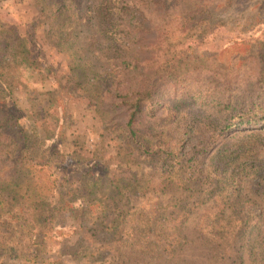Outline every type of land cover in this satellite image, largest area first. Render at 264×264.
<instances>
[{
	"label": "rangeland",
	"instance_id": "obj_1",
	"mask_svg": "<svg viewBox=\"0 0 264 264\" xmlns=\"http://www.w3.org/2000/svg\"><path fill=\"white\" fill-rule=\"evenodd\" d=\"M209 1L213 7L210 14L214 17L200 16L194 23L197 27L192 31L197 32H183L180 37L185 36L183 48L191 47L193 50L194 58L191 53L189 55V70L217 68V72L208 80L191 79V83L187 84L166 81L157 102L142 106L143 114L134 127L139 133V139L135 141V138H129L126 128L128 106L122 101L127 87L134 88L132 79L135 71L122 63L129 59L127 57L144 60L155 55L153 44L157 34L151 23L152 17L147 15L144 29L138 30L133 28L135 22L120 25L118 18L109 17L105 0H75V13L81 15L73 25L67 22L66 13L65 16L58 14V18L53 17L55 21L51 22L50 15L41 11L46 6L44 0H0L2 103L29 130L42 151L51 146L59 150L56 153L64 161L57 166H76L77 173L69 174L65 191H75L82 182H86L85 179L80 180L81 176L89 179L101 175L105 179L119 181L140 177L141 174L152 175L163 167L167 170L159 158L161 153L152 155L145 151L143 144L164 145L173 149L178 138L175 133L181 131V127L175 131L174 125L182 126L185 121L196 118L191 133L180 142L183 154L180 161H188V165L200 163L201 169H204L213 156L223 153V158L228 157L221 159L222 168L227 167V160L234 157V164H242L245 168L242 175H249L240 189L246 205L253 201L264 204V192L261 194L264 190V121L252 118L250 123L240 124L239 117H236L231 120L228 129L221 130L210 123L211 115L217 114L213 99L215 76L229 74L235 80L248 81L252 71L258 69V54L264 53V0ZM80 6L84 8L79 11L77 7ZM203 18L208 23L201 27L204 32H199V20L203 21ZM180 19L176 17L175 22ZM71 30L78 38L76 46L64 37ZM76 66V72L70 69ZM84 72L91 75L87 76ZM95 76L97 78L93 81ZM234 84L241 86L240 90L251 88L247 82ZM114 86L119 90L109 96ZM263 88L254 89L259 98L253 112L259 113V116L262 115L259 108H264ZM220 109L223 107L220 106ZM226 111L223 109L221 112ZM162 130L163 137L159 134ZM206 173L201 174L205 176ZM40 175L45 182V174ZM259 175L262 177L258 178ZM209 181L210 178L206 177L203 186H209ZM169 195L168 192L131 195L128 206L131 215L122 235L128 236L131 241L137 238L144 242L149 238L151 232L141 233L138 230H148L154 224L158 215L168 207ZM202 196L200 202L204 203H198L202 206L201 210L195 208L191 221L183 229L188 243L183 251L174 254L169 264L178 262L179 255L185 259L184 264H210L212 249L204 240L210 237L201 230L198 222L206 217L212 219L215 207H221L225 202L206 192ZM1 197L0 193L2 221L9 217L5 220L7 224H3V227H8H5L2 236L11 239L10 244L15 251L0 257V264H26L22 255L33 251L27 241L28 234L20 226L22 219L18 222L16 216L11 218L3 212ZM80 209V203L75 202L63 213L58 221L60 223L55 224L54 231L49 233L50 239L45 242L44 250L49 264H87V261L91 264L97 256L102 255L101 260H105L110 253L118 254V250L112 249L111 245L100 244L104 233H92L87 229L90 225L85 228L86 222L82 226L85 216ZM144 224L150 227L145 228ZM125 253L132 264H137L134 262L138 259V264H142L141 261L146 259L129 250ZM96 264L103 263L98 261ZM245 264L252 263L245 259Z\"/></svg>",
	"mask_w": 264,
	"mask_h": 264
},
{
	"label": "trees",
	"instance_id": "obj_2",
	"mask_svg": "<svg viewBox=\"0 0 264 264\" xmlns=\"http://www.w3.org/2000/svg\"><path fill=\"white\" fill-rule=\"evenodd\" d=\"M44 1L46 6H43L41 11L45 15H50L51 20L53 17L58 18L60 13L61 16H65L66 13L67 22L74 25V20L81 15L75 13V0ZM105 1L109 17L118 18L120 25H125V22L132 24L135 22L133 28L142 30L148 15L152 17L151 23L157 34L153 44L155 51L153 57L144 60L127 57L129 59L122 63L135 71L132 79L134 88L127 87L122 101L128 106L126 128L129 138H135L136 141L139 139V133L134 127L143 114L142 106L157 102L160 89L166 81L187 84L191 83V79L208 80L209 76L217 72V68L189 70V55L191 53L192 56L193 50L191 47L184 49L182 44L185 36L180 37L183 32L190 33L197 27L194 23L200 16L214 17L210 14L213 7L209 0ZM78 7L79 11L84 8V6ZM55 13L57 14L53 15ZM176 17L181 19L175 22ZM53 21L55 20L51 22ZM207 23L206 18H203V21L199 20L198 27L201 29L207 26ZM72 31L64 37L72 46H76L79 44L78 38L73 36ZM199 32H204V29ZM258 57L260 58L257 60L258 69L252 71L247 78L248 81L235 80L234 76L229 74L215 76L216 92L213 99L217 114L211 115L210 123L215 127L218 126L220 130L228 129L232 124L231 120L236 117H239L240 124L250 123L254 118L264 121L263 107L259 108L262 115L253 112V107L256 106L259 98L254 89L264 87V53L259 52ZM70 69L76 72L78 67H70ZM84 74L91 75L85 72ZM96 78L97 76L93 77V81ZM237 82H247L251 88L240 90L241 86L234 84ZM118 90L119 87L114 86L109 96L113 95V91ZM220 106L224 111L229 110L223 113ZM193 119V121H185L182 126L174 125L175 131L178 130L177 127H181L180 133L178 131L175 133L178 138L174 150L170 146L143 144L146 152L152 155L161 153L162 156L159 158L167 166V170L163 167L152 175L141 174L140 177L119 181L108 180L101 175L89 179L81 176L80 180L85 179L86 182H82L75 191H65L69 174L77 173L76 166L74 164L57 166L62 165L64 161L61 155L56 153L59 150L56 151V147L51 146L42 151V147L33 139L29 130L19 123L17 116H14L10 109H6L0 97V193L3 204L1 206L6 215H10L11 218L16 216L18 222L22 219L20 226L28 234L27 241L30 242L33 250L22 255L25 263L49 264V258L44 254L45 242L50 239L49 233L54 231L55 224L60 223L58 221L62 219L63 213L78 202L80 210H83L82 215L85 216L82 226L86 222L85 228L90 225L87 229L93 231L92 233H104L100 244L111 245L112 249L118 250V254L106 255L105 260H101L102 255L97 256L95 262L91 264H96L98 261L103 264H132L125 250L134 252L139 257H146L141 261L142 264H169L174 254L183 251V247L185 248L188 243L183 229L191 221V214L195 208L201 210L202 206H198V203H204L200 200L203 197L202 193L206 192L208 195H216L215 198L218 197L225 202L221 207H215L212 219L206 217L205 220H200L201 223L198 222L201 230L210 237L204 238L205 243L212 249L210 264H245V259H249L252 264H264V204L260 205L257 201H253L246 205L240 189L249 175H242V171L245 170L242 164H234L236 163L234 157H231L227 160V167L221 168V159L228 157L223 158V153L218 157L213 156L204 169H201L200 163L188 165V161H180L183 157L180 142L184 141L185 135L193 130L196 118ZM159 134L163 137L164 130ZM137 144L139 145V141ZM205 171H207L205 176L210 178L209 186H203L206 177L202 174ZM41 173L46 176L45 182ZM59 175H62L61 178H58ZM261 177L259 175L258 178ZM57 186L59 188L55 189ZM223 189L227 191L226 194L223 193ZM167 192L170 194L168 207L158 215L151 227L147 224L142 225L145 228L150 227V230H138L141 233L151 232L149 238L144 242L137 238L131 241L128 236L122 235L124 229L126 230L128 216L131 215V208L128 207L131 195ZM263 192L264 190L261 194ZM120 202L122 205H119ZM24 213L28 214V217ZM8 218L5 217V220L7 221ZM5 220L2 221L0 216V257L2 258L9 255L8 252L15 251L14 246L10 244L11 239L2 236L5 233L3 231L8 227L7 225L6 228L3 227V224H7ZM11 257L17 258L18 255ZM136 261L134 263H140L139 259ZM177 261L185 263L182 255L178 256ZM178 262L174 261L172 264Z\"/></svg>",
	"mask_w": 264,
	"mask_h": 264
}]
</instances>
